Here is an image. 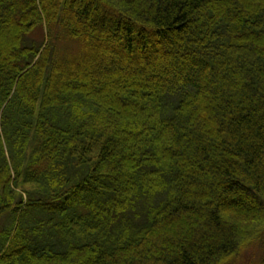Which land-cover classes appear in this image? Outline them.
<instances>
[{
    "label": "trees",
    "instance_id": "trees-1",
    "mask_svg": "<svg viewBox=\"0 0 264 264\" xmlns=\"http://www.w3.org/2000/svg\"><path fill=\"white\" fill-rule=\"evenodd\" d=\"M4 216L0 264H264V0H0Z\"/></svg>",
    "mask_w": 264,
    "mask_h": 264
},
{
    "label": "rangeland",
    "instance_id": "rangeland-1",
    "mask_svg": "<svg viewBox=\"0 0 264 264\" xmlns=\"http://www.w3.org/2000/svg\"><path fill=\"white\" fill-rule=\"evenodd\" d=\"M34 38H37L38 40H42L43 38V33L41 32V30H37L36 33L34 34ZM65 46V45H64ZM63 48V47H62ZM7 216H4L1 220H0V230L3 229L1 226H6L7 224V218H5ZM260 254V251H258L257 249H251L249 250V252H246V259H249L250 257H257Z\"/></svg>",
    "mask_w": 264,
    "mask_h": 264
}]
</instances>
